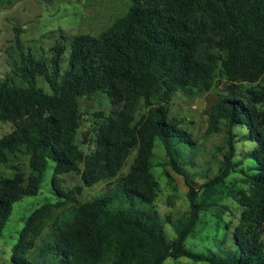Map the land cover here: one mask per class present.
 <instances>
[{
  "label": "trees",
  "instance_id": "1",
  "mask_svg": "<svg viewBox=\"0 0 264 264\" xmlns=\"http://www.w3.org/2000/svg\"><path fill=\"white\" fill-rule=\"evenodd\" d=\"M12 74L0 83V122L13 126L0 138V163L23 154L30 172L14 166L12 177H0V239L14 204L38 195L50 162L52 189L62 200L32 211L12 247V264H34L28 253L48 223L67 202H77L83 187L66 192L61 185L60 177L69 173L79 175L85 187L116 179V189L78 206L71 225L55 231L49 264H164L171 257L264 264V0H133L126 15L99 36L70 39L61 33L49 57L22 53ZM38 79L49 92L38 86ZM221 80L224 95L211 109L207 133L216 134L224 125L226 166L201 196L189 185V209L169 242L164 219L140 207L158 198L152 173L157 141L169 166L186 178L179 146L189 147L192 137L170 117L168 104L178 92L192 97ZM98 95L109 99L111 111L95 114L93 145L85 152L71 137L82 125L80 100ZM143 105L147 111L136 119ZM239 128L246 130L243 139L254 144L246 159L255 168L243 173L248 190L230 192L241 208L233 232L237 252H194L185 242L200 214L213 207L216 185L235 172ZM135 151L129 172L121 175Z\"/></svg>",
  "mask_w": 264,
  "mask_h": 264
},
{
  "label": "rangeland",
  "instance_id": "2",
  "mask_svg": "<svg viewBox=\"0 0 264 264\" xmlns=\"http://www.w3.org/2000/svg\"><path fill=\"white\" fill-rule=\"evenodd\" d=\"M132 4L133 0H0V83L6 78H13L12 67L22 53L31 51L36 56L49 57V50L58 41L61 33L70 39L85 34L97 37L116 20L124 17ZM68 54L69 49L61 63L63 70ZM38 80V86L49 92L47 84ZM225 85L226 82L221 80L211 91L197 93L192 97L178 92L168 104L170 117L180 122L182 129L192 137V144L189 147L179 146L186 178L169 166L165 149L161 142L157 141L152 160V173L159 183L158 198L153 204H141L140 207L147 211H155L164 219L165 234L169 242L176 238L175 224L189 209L187 198L189 185L201 196L204 186L215 180L225 169V156L228 152L226 129L223 125L218 133H207L209 114L218 99L224 95ZM158 99L156 97V100ZM80 108L82 125L71 140L88 152L93 145V130L99 121L95 114L102 112L107 115L111 111V106L106 96L98 95L91 100L81 99ZM141 109L136 119L139 118V114L147 111L144 105ZM12 129L11 123L0 122V138L10 133ZM88 132L90 135L84 140L85 133ZM236 133V152L232 161L236 165L235 172L216 185L217 193L211 200L213 207L200 214L193 234L186 240L185 245L194 252L216 253L222 256L230 254L231 251L235 252L234 254L237 252V248L233 246V232L239 222L241 208L230 192L248 190L243 173H249L254 169L255 162L246 159V155L254 148L252 142L243 139L246 130L235 129ZM135 156L136 151L130 154L121 175L129 172ZM14 166H19L26 173L30 172L28 158L23 154H15L10 156L8 164L0 163V177H12ZM53 171L54 163L50 162L38 195L25 196L14 204L13 213L0 239V264H12L10 261L12 247L16 244L20 231L32 211L44 204L62 201L52 189ZM60 178L64 191H71L77 186H82L83 190L81 195L76 196L77 202L66 201L67 203L55 213L37 240L35 248L28 253L29 260L34 264H49L52 258L47 250L53 241L55 231L60 228L67 229L74 219L78 206L114 191L117 182L115 179L111 183L100 182L85 187L81 177L75 173L64 174ZM167 217L172 223H167ZM164 264L206 263H196L185 257H171Z\"/></svg>",
  "mask_w": 264,
  "mask_h": 264
},
{
  "label": "water",
  "instance_id": "3",
  "mask_svg": "<svg viewBox=\"0 0 264 264\" xmlns=\"http://www.w3.org/2000/svg\"><path fill=\"white\" fill-rule=\"evenodd\" d=\"M43 1H50V0H43Z\"/></svg>",
  "mask_w": 264,
  "mask_h": 264
}]
</instances>
